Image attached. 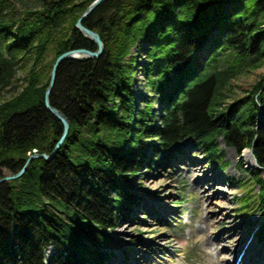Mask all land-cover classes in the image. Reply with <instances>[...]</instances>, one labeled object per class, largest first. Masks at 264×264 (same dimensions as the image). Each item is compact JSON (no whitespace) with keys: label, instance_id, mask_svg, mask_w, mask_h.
Listing matches in <instances>:
<instances>
[{"label":"trees","instance_id":"trees-1","mask_svg":"<svg viewBox=\"0 0 264 264\" xmlns=\"http://www.w3.org/2000/svg\"><path fill=\"white\" fill-rule=\"evenodd\" d=\"M94 1L0 0V179L33 155L50 156L62 139L46 90L58 57L98 51L76 29ZM84 26L100 35L104 55L58 69L50 104L68 118L69 133L52 160L34 159L0 186V264H104L106 249L116 248L111 232L143 203L136 177L189 141L222 170L230 162L219 139L239 154L252 150L259 191L243 188L239 212L262 211L264 79L245 96L235 81L264 68V0H110ZM140 42L153 46L149 86L165 105L160 123L152 98L137 109L127 58ZM50 248L56 254L47 257Z\"/></svg>","mask_w":264,"mask_h":264},{"label":"rangeland","instance_id":"rangeland-1","mask_svg":"<svg viewBox=\"0 0 264 264\" xmlns=\"http://www.w3.org/2000/svg\"><path fill=\"white\" fill-rule=\"evenodd\" d=\"M152 48L153 46L148 42L137 43L127 61L134 64V89L138 111L144 108L145 98H152L153 110L160 123L158 118L164 116L165 105L155 100L156 95L149 86V68L153 64ZM27 73L28 70L19 71L17 79L24 80ZM263 79L264 68L243 74L235 81V91L238 95L245 96ZM12 96V93H6L4 97L8 99ZM259 119L260 117L257 123L261 122ZM218 142L223 157L230 162V167L226 170H221L218 158L211 160L200 147L185 142L173 147L166 154L170 161L167 159L163 163L159 162L155 170L144 169L136 177L134 193L143 203L141 202L142 205L133 218L121 223L116 231L111 232L116 248L106 249L109 255L106 264L115 260L123 264H140L136 261V257L132 258L134 252L145 256L152 254L161 264H205L206 261L213 263L216 260L212 254L217 248L222 250L220 261L227 260L230 264H234L238 252L229 254L231 244L233 243V246L240 241L239 247H243L260 223L258 222L254 228H252L254 224L251 225L249 232L247 223L249 221L254 223L261 218V213L256 211L251 215H241L237 211V199L245 186H249L248 190L253 194L259 191L258 185L251 182L249 176V173L258 168V164L255 160V163H248L245 155L250 153L249 150L239 154L234 148L227 147L222 139ZM180 150L186 151L182 155L178 154ZM177 155L179 156L176 157ZM149 158L152 161L154 156L149 153ZM195 163L202 164V169L207 172L209 179L217 175L218 182L216 184L210 182L208 186L202 188H193L192 181H195L199 175L194 177L189 169ZM202 176L200 175V178ZM201 194L206 195L207 200L200 201ZM155 206L168 207L174 214L167 217L164 222H160L159 213L151 211ZM146 213L148 216L144 219ZM208 215L212 227H209L208 234H204L207 229L201 223V219ZM221 234H226L222 242L210 248L206 246L207 238H218ZM152 241L157 247L149 246L148 243ZM145 242L148 245H145ZM46 254L47 257H51L56 252L50 248ZM142 264H150V262H142Z\"/></svg>","mask_w":264,"mask_h":264},{"label":"bare ground","instance_id":"bare-ground-1","mask_svg":"<svg viewBox=\"0 0 264 264\" xmlns=\"http://www.w3.org/2000/svg\"><path fill=\"white\" fill-rule=\"evenodd\" d=\"M78 21H77V23H78ZM77 23H76V27H77ZM187 151H188V149H187ZM245 158L247 159L248 163H250V164L255 163L254 158L251 156L250 153L246 154ZM189 172L194 177L199 175V177L195 181H192V187L195 189L202 188L205 185L208 186L210 182H213V184H216L218 182V176L217 175H214L211 179H209V177H207L208 174H207V172L203 171L202 164H200V163L193 164L192 168L189 169ZM200 175H203L202 178H200ZM205 197H206V195L204 196L203 194H201L200 201L207 200ZM151 211L159 213L160 222H164L167 217L174 214L171 209H169L168 207H165V206H160V207L155 206L154 208L152 207ZM201 223L204 224L206 226V229H207L203 233L208 234L207 232L209 231V227H212V223H211L209 215L206 217H203L201 219ZM200 230H204V229L200 228ZM226 234H221L220 236H218V238H207L206 246H208L210 248V247L215 246V244L222 242V240L224 239L223 236H225ZM229 240H233V239H229ZM239 243H240V241H238L233 246H232L233 243L231 244V248H230L231 250L230 249L228 250L229 254L233 255L236 252H238V250H239V253L241 254V256H240V258H241L240 263L241 264H264V250L263 251H260V249L258 250V245H257V241L255 238H252L249 242H246L243 247H239ZM148 244L150 247L152 246V248L157 247V244L153 241L151 243H148ZM148 244L145 242V245H148ZM221 253H222V250H219L218 248L215 249L213 254H212V257L215 258L216 261L213 263L206 261L205 264H230V261H227V260L226 261H220V254ZM136 255H138V257ZM135 257H136V261L139 262L140 264H142V262H150V264H156V263L161 264L159 259L154 257L152 254L145 256V255L138 254V252H134L132 254V258L135 259ZM115 261L113 263L110 262L108 264H123L122 262L120 263V261H117V262H115Z\"/></svg>","mask_w":264,"mask_h":264},{"label":"water","instance_id":"water-1","mask_svg":"<svg viewBox=\"0 0 264 264\" xmlns=\"http://www.w3.org/2000/svg\"><path fill=\"white\" fill-rule=\"evenodd\" d=\"M109 0H95L88 8L87 10L82 14V16L80 17L78 23H77V27L76 29L81 32L83 35L87 36L88 38H90L93 42H95V44L98 46V52H92L86 49H78V50H72L69 52H66L65 54L61 55L60 57L57 58L51 74H50V83L49 86L46 90V95H45V106L46 109L54 116L56 117L64 126V133H63V137L60 140V142L57 144L54 152L48 156V155H33L32 157H30V159L27 161L26 165L24 166V168L15 175H9L6 177H3L0 179V186L2 184L5 183H9L11 181L20 179L25 172L27 171L28 167L30 166L31 162L34 159H38V158H43L46 161H50L53 159V157L55 156V154L60 150L62 144L64 143V141L66 140V137L69 133V129H70V122L68 120V118L65 116L64 113H62L61 111L53 108L50 104V97H51V93L54 89V85H55V81H56V76H57V72L59 67L61 66V64L69 59H97L103 56L104 51H105V46L104 43L100 37V35L88 28H86L84 26V22L96 11V9L103 3L107 2Z\"/></svg>","mask_w":264,"mask_h":264}]
</instances>
